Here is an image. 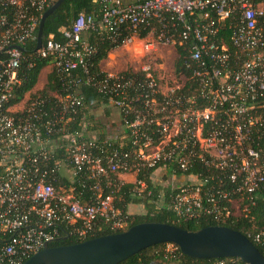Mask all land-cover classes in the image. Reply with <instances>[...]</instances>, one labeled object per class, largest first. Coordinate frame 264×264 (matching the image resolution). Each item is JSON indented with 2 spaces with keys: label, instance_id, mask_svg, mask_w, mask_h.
<instances>
[{
  "label": "built area",
  "instance_id": "obj_1",
  "mask_svg": "<svg viewBox=\"0 0 264 264\" xmlns=\"http://www.w3.org/2000/svg\"><path fill=\"white\" fill-rule=\"evenodd\" d=\"M99 1L105 29L113 36L131 31L123 44L142 43L146 55L161 46L175 45L169 32L180 23V45L190 41L187 66L196 85L194 94L182 93L184 81L165 86L150 64L141 65L131 76L107 73L98 82L99 91L110 94L111 104L123 110L124 129L129 131L136 152H124L123 157L115 152L105 166L93 153L96 141L77 132L55 141L58 146L68 144L70 167L61 159L53 162L42 132L45 129L46 135L52 134L57 122H63L83 102L77 95L56 96L62 110L46 122L40 109L45 100H23L10 106L21 85V47L37 42L49 3L0 0V264H24L27 256L57 240L63 222H80L75 228L80 236L93 230L98 217L113 221V228L125 226L111 196H100L90 205L81 204L66 191L60 194L55 183L63 173L71 180L86 168L98 177L119 172L137 177L144 168H165L172 179L169 185L175 189L173 210L188 219L200 213L214 215L217 220L229 217L231 211L222 205L223 200L233 207V195L253 201L264 190V147L254 146V128L264 120V0ZM227 22L232 28L230 45L220 36ZM153 23L159 25L158 32L152 27L146 37L137 35L140 27ZM95 28L93 17L79 14L70 29L61 30L63 42L51 36L36 49V55L50 59L52 66L67 76L81 68L90 83L89 57L94 51L83 34ZM78 83L77 76L71 79L72 85ZM17 111L21 115H12ZM193 160L219 171L222 185L218 197L203 194L200 175H184ZM188 176L194 179L183 181ZM135 183L142 195L145 182L136 179ZM262 237L257 234L254 241L261 244ZM175 246L169 250L173 256ZM216 260L215 264H239L236 258Z\"/></svg>",
  "mask_w": 264,
  "mask_h": 264
},
{
  "label": "trees",
  "instance_id": "obj_2",
  "mask_svg": "<svg viewBox=\"0 0 264 264\" xmlns=\"http://www.w3.org/2000/svg\"><path fill=\"white\" fill-rule=\"evenodd\" d=\"M49 8L54 5L58 0H47ZM48 8V9H49ZM47 9V10H48ZM85 14L93 17L96 22V28L87 30L83 34L84 41L93 49L94 53L89 57V70L93 80L87 82V77L81 68L72 72L67 76L61 70L52 66L51 72L47 75V82L42 90L34 91L39 82V78L44 68L51 66L50 59H42L36 55L37 42L29 41L21 47L23 60L19 70V77L21 85L17 87L13 98L10 101V106H15L21 103L28 95V102L34 99L45 100L46 105L41 109L44 122L54 120L55 113L59 114L62 110L59 107L58 98L56 96L77 95L83 105L76 108V112H70L65 116L63 122H57V125L50 135H46V130L42 132V137L47 141L48 150L52 151L53 162L61 159L65 167L69 166L67 143L63 142L59 146L55 141L61 135L80 133L87 139L92 138L91 135L99 132V137L93 138L96 141V147L93 153L96 157L103 160L106 166L108 156L113 155L115 152L120 153L123 157L124 152L133 154L136 152V147L133 145V139L130 137L128 130H123V135L118 140H108L104 134V128L99 124L94 111L104 109L105 114H108L111 109L115 107L112 103V96L110 94L101 93L98 88V82L103 81L107 73L101 68L102 62L107 59L108 55L117 48L123 45V40L132 34L131 31H123V33L113 36V33L108 32L102 25L103 5L99 0H64L55 11L48 16L44 24V39L46 41L51 36L56 41L63 42L64 37L61 32L62 29H70L73 21L79 14ZM194 23V18L191 19ZM155 27L158 32L160 27L158 24L153 23L148 27H140L137 35L144 38L148 35L149 31ZM182 31V25L176 22L175 28L169 32L173 34L176 40V51L178 57L175 62V73L182 75L187 79L186 87L182 93L190 95L194 94L196 85L192 79V72L188 68L189 62V47L190 41L187 44L180 45L179 35ZM220 36L223 41L230 45V38L232 36V28L230 22H227L225 27L221 29ZM131 76L132 72L127 71L124 73ZM81 81L77 85L71 84V79L76 77ZM118 110V109H116ZM261 111V110H260ZM21 111L12 113V115H21ZM123 124V110H119ZM264 118V110H262ZM25 114V112L23 113ZM42 120V121H43ZM59 121V120H57ZM262 125L254 128V146L264 147V120L261 121ZM99 124V126H98ZM124 126V125H123ZM257 129V130H256ZM57 130V131H56ZM63 133V134H62ZM97 136V135H96ZM89 137V138H88ZM123 137H125L123 139ZM124 143V147H123ZM156 168H144L136 177L138 181L145 182L147 188L142 195L137 193V183H127L119 178V173H108L107 176H94L90 169L86 168L79 172L76 179L71 180L66 173L56 177V189L60 194L61 191L72 194L81 204H96L99 197L111 196L113 198V206L116 211L120 213V217L125 221L123 228H113V221L104 217H98L97 222L92 231L88 232L85 236H80L75 232V228L80 226V222L70 225L67 222L59 224V237L56 241L49 244L50 247L67 246L77 244L85 240L93 239L96 237L121 233L128 230L130 227L143 222H163L177 225L189 231H196L208 226H226L234 230H238L248 236L251 241L259 248L264 254V190L260 191L254 196L253 201L248 199L241 200V208L239 215H235V208L228 200H223L221 203L231 211L229 217L217 220L214 215L200 213L197 217L188 219L178 217L173 210L172 197L175 189L173 187H162L157 185L154 181ZM177 174L181 172L177 171ZM197 174L200 175L203 181V194L219 196L220 186L222 185L218 179L219 171L205 166L199 160H193L189 170L184 175ZM183 175V174H182ZM228 186V187H227ZM226 188H231L229 182ZM70 190H72L70 192ZM150 192V193H149ZM202 194V195H203ZM233 200L239 198L233 195ZM161 200L162 204L159 206L157 202ZM142 204L146 207L147 213L142 215H130L129 207L131 205ZM263 234L262 243L258 244L254 241V236ZM168 244H157L151 246L133 256L120 264H215L217 260L212 259H194L183 255L177 247L174 256L167 250ZM31 256H27L24 263ZM239 264H245L238 261Z\"/></svg>",
  "mask_w": 264,
  "mask_h": 264
},
{
  "label": "water",
  "instance_id": "obj_3",
  "mask_svg": "<svg viewBox=\"0 0 264 264\" xmlns=\"http://www.w3.org/2000/svg\"><path fill=\"white\" fill-rule=\"evenodd\" d=\"M63 1L58 0L43 14L37 49L43 44L46 19ZM163 243L176 245L183 255L194 259L236 258L245 264H264V254L238 230L215 225L189 231L163 222H143L121 233L67 246L46 245L24 264H120L151 246Z\"/></svg>",
  "mask_w": 264,
  "mask_h": 264
},
{
  "label": "rangeland",
  "instance_id": "obj_4",
  "mask_svg": "<svg viewBox=\"0 0 264 264\" xmlns=\"http://www.w3.org/2000/svg\"><path fill=\"white\" fill-rule=\"evenodd\" d=\"M147 53L143 51V44L137 41L130 43L128 46L123 44L121 47L113 50L105 59L102 64L101 68L104 72L108 74H118L120 72H127L128 70L131 72L137 71L141 65L143 64H150L157 76H162L165 79V86H176L182 82L180 76L175 73V62L178 57L176 47L174 44H170L167 46H161L158 48L157 52H151V54L146 55ZM52 70L51 66H47L43 69L41 76L39 78V82L35 87L34 91L42 90L44 85L47 82V75ZM28 95L24 98V102L28 100ZM21 105H19L20 107ZM94 115L98 117V122L104 128V134L106 137H122V130L119 129L117 124H114V119L118 120V113L113 111L112 116L105 117L104 111L102 109H98L94 111ZM118 123V121H117ZM98 124V126H99ZM124 130V128H123ZM96 135H99V132H96L91 135L92 138H96ZM120 176V175H118ZM136 177V174H127L123 175L125 182L132 183L133 177ZM154 181L157 185L162 187L167 186L171 183L172 179L168 175V172L165 168H159L155 172ZM194 182V181H193ZM241 200H235L233 204V208H235V215H239V209L241 208ZM160 206L162 204L161 200L157 202ZM145 207V206H144ZM143 207V208H144ZM144 214L148 211L145 207ZM174 247L172 244H168L167 250H173Z\"/></svg>",
  "mask_w": 264,
  "mask_h": 264
},
{
  "label": "crops",
  "instance_id": "obj_5",
  "mask_svg": "<svg viewBox=\"0 0 264 264\" xmlns=\"http://www.w3.org/2000/svg\"><path fill=\"white\" fill-rule=\"evenodd\" d=\"M178 76H180V78H181V80L182 81H184V83H185V85L187 84V79L185 78V77H183L182 75H178ZM161 78H162V76H160ZM164 81H165V79L164 78H162ZM186 79V80H185ZM103 111H104V109H102ZM113 111L115 112V113H118V111L116 110V108H114V109H111V111H109V113L108 114H105V112H104V114H105V117L107 116V117H110V116H112V114H113ZM119 115V114H118ZM97 118V120H98V117H96ZM114 121V124H117V126H119V129H121L122 130V135H123V128H124V126H123V124H122V118H121V116L119 115V117H118V120H116V119H114L113 120ZM117 121H118V123H117ZM97 137H99V135H97L96 136V138ZM107 139L108 140H112V139H116V140H118L119 138L118 137H115V136H111V137H107ZM120 176H119V178L123 181L124 180V177H123V175H127V174H123V173H121V174H119ZM169 175V174H168ZM133 177V182L132 183H134L135 182V180H136V177L135 176H132ZM171 177V176H170ZM184 179V178H183ZM183 179H181V181L183 180ZM194 179V177H192V176H188V177H186V179H184L183 181H188V182H191L192 180ZM170 185L168 184L167 186H165V187H169ZM144 207V205H142V204H139V205H131L130 207H129V214L130 215H142V214H144V209H145V207Z\"/></svg>",
  "mask_w": 264,
  "mask_h": 264
},
{
  "label": "flooded vegetation",
  "instance_id": "obj_6",
  "mask_svg": "<svg viewBox=\"0 0 264 264\" xmlns=\"http://www.w3.org/2000/svg\"><path fill=\"white\" fill-rule=\"evenodd\" d=\"M117 111H118V114H120V113H119V110H117Z\"/></svg>",
  "mask_w": 264,
  "mask_h": 264
}]
</instances>
